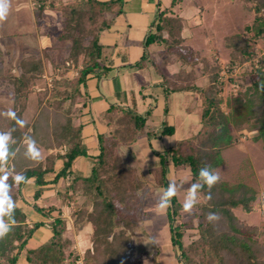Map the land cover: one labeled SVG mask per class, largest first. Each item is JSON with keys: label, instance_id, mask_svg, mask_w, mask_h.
<instances>
[{"label": "trees", "instance_id": "trees-1", "mask_svg": "<svg viewBox=\"0 0 264 264\" xmlns=\"http://www.w3.org/2000/svg\"><path fill=\"white\" fill-rule=\"evenodd\" d=\"M177 1L172 0V4ZM253 1V20L244 28L257 38L264 36V0ZM34 3L38 11L56 7L63 14V26L56 39L70 41L66 60L70 68L76 70V74L65 83V89L68 90L65 94L49 98L46 104L43 98L38 99L35 115L23 128L7 117L0 120V132H11L13 138V157H10L6 167L12 175L21 173L26 181L33 180L36 189L31 198V207L49 218L47 225L51 232L42 244L28 246L29 239L44 222L27 221L20 204L24 201L21 190L26 181L17 185L10 176L8 182L12 187L9 194L15 202L12 218L16 223L0 239V264H17L21 253L26 264H74L78 258H82L83 264H138L133 258L131 230L138 224L136 207L142 181L134 168H127L122 162L120 147L133 145L146 125V118L132 110L109 107L103 114L109 134L98 135V155L85 175L74 167V160L87 153V147L79 136L80 125L75 124L74 116L84 105L81 100L86 80L103 67V46L99 35L111 23L105 15L119 12L121 0H74L70 3L61 2L55 7L51 0H34ZM153 27L154 31L147 33L144 45L157 43L164 47L157 69L170 83L183 68L166 77L159 66L163 65L165 59L164 66L184 60L182 22L163 9L159 11ZM225 40L229 50L228 67L232 68L252 58L251 44L243 34L234 33ZM200 61L203 74L207 76L204 85L172 83L169 87L167 83L165 87L166 93L168 89L198 90L201 95L199 128L189 137L156 153L162 165L169 160L174 167L187 168L190 172V187L200 182L199 170L205 164L214 171L224 164L221 152L238 143L237 130L250 127L256 131L255 140H260L264 147V58L259 59L257 64L253 62L247 72L243 71L248 73L249 82L244 84L242 79H238L242 84L241 89L227 97L221 93V65L217 61L209 64L203 58ZM18 67L17 75L5 73L0 67V78H6L12 84L14 94L11 110L25 121L29 94L44 71L43 57L26 56L20 60ZM54 83L53 89L57 93V86L61 82ZM66 101L71 105L81 104L80 108L76 107L75 112L67 108L64 110ZM222 104H225L226 110ZM173 130L172 125H164L159 133L172 134ZM28 137L34 138L37 143L41 153L39 162L24 156ZM57 160H61L62 165L56 171ZM50 175L54 176L47 180ZM60 178L67 181L57 192L60 205H39L37 199L45 185ZM159 186L163 187L164 192L167 181ZM198 194L203 199L197 212L201 222L188 243L184 241L187 220L181 218L182 204L176 195L171 198L170 206L165 208L170 241L181 264H264V242L257 238L258 228L244 224L234 212V208L239 205L246 211L250 210L256 198L255 190L242 182L228 184L220 178L211 189V200L207 199V185ZM62 205L69 207L74 224H91V247L83 254L67 233L68 217L63 215ZM209 212L218 213L219 221L209 223L206 220ZM5 221L10 223L8 217H5ZM154 264H158V261Z\"/></svg>", "mask_w": 264, "mask_h": 264}, {"label": "crops", "instance_id": "crops-1", "mask_svg": "<svg viewBox=\"0 0 264 264\" xmlns=\"http://www.w3.org/2000/svg\"><path fill=\"white\" fill-rule=\"evenodd\" d=\"M23 1L10 0V6L13 9H9V13L13 15L14 20L18 19L23 13L22 10H24L23 7L25 6ZM163 9L167 10L168 15L178 17L181 20V36L184 43L186 38L192 36L193 19L198 18L202 13V9L196 0H179L175 4H172V0H121L119 12H109L105 15L111 23L99 35V41L103 46V67L97 70L96 73L91 74L86 80L82 88L84 97L81 100L84 105L82 108H80L81 104L76 106L80 108V111L74 116L75 124L80 125L79 136L87 147V153L78 156L74 160V167L84 175L88 172L93 160L99 153L98 135L108 136L109 134L103 114L111 106L135 111L146 118V125L133 145L120 147V155L126 166L135 168L140 177L151 184H160L166 178L169 183L171 175L180 171L179 167L174 168L169 160L162 165L156 153L161 152L164 148L175 144L179 140L189 137L176 139L175 135L178 131L186 132L189 129L188 123L192 119L190 112L195 110L192 104H195V106L199 105L198 115L200 117L201 95L196 89L182 91L168 89V93H166L165 87L168 81L164 79L157 67L154 66L159 62L156 59L162 58L164 47L157 43H151L146 47L144 45L147 33L154 31V22L159 11ZM25 11L27 12V18H24L25 27H29L21 31H27L30 34L34 30L36 38L33 40L38 41L41 51L51 47L59 32L52 34L46 30L48 24L57 23L58 31H60L63 19L61 12L54 8H45L38 11L33 9V6H26ZM195 25H198V22ZM38 28H40L41 34H38ZM228 36L226 35L225 38ZM0 49L4 50L2 44H0ZM35 49L37 50V48ZM216 61L221 64L219 59ZM178 62L181 61H174V64L171 63L169 65L175 66ZM179 64L171 75L185 66L183 62ZM194 70L195 72L200 71V75L203 76V79H206L201 85L199 82L196 83V86L204 85L207 82V76L203 74L204 70L201 61L196 63ZM178 102H181L182 106L183 103L185 104V108L182 111L184 121L180 130L175 122L176 112L179 108ZM170 105L172 106L171 109ZM187 108L189 112H187ZM168 120L171 123L167 124ZM197 123L196 126L194 125L191 128V130H194L192 134L199 128V119ZM164 125H172L174 128L173 133L161 135L159 132ZM61 165L62 161L57 160L55 170H59ZM170 170L174 174L169 173ZM53 176H48L47 180H51ZM174 181L179 183L177 179H174ZM66 182L65 179L60 178L56 182L46 184L40 198L37 199V203L42 206L50 204L59 206L60 199L57 192L64 187ZM35 189L36 186L33 180L29 179L21 190L24 201H21L20 204L27 215V221L40 220L44 222L29 239V247H36L42 244L51 235L47 225L49 218H45L31 207V198ZM162 193L163 191L160 190L148 193L149 196L152 195L151 197L157 200L151 202V205L145 208L147 211L145 221H148L151 227H154V217L159 215L164 217L161 218V223L158 220L156 225H161L162 228L166 226L165 209H161L158 206ZM52 196L57 198L56 203L43 204L44 199ZM61 209L63 215L68 217L67 233L73 238L75 246L79 250L88 248L91 244V224L89 222L74 224L69 215V207L62 205ZM34 235H37L36 240L33 239ZM164 247L166 246L164 245ZM170 247L172 255L167 256L176 257L171 241ZM163 251L161 250L158 256L159 264H164L166 259V255H162ZM17 264H26L23 253L20 254Z\"/></svg>", "mask_w": 264, "mask_h": 264}, {"label": "rangeland", "instance_id": "rangeland-1", "mask_svg": "<svg viewBox=\"0 0 264 264\" xmlns=\"http://www.w3.org/2000/svg\"><path fill=\"white\" fill-rule=\"evenodd\" d=\"M51 1L53 6L55 7L61 2L70 3L74 0ZM196 1L197 4L201 7L202 13L201 16L193 19L192 21V36L186 38L185 42L182 43L185 46V58L181 62H183V65L185 66L178 76L173 77L172 81L168 83V85L169 87L172 86V83H181V85H194L198 82L201 85V83H204L206 79H203V76L200 75V71L195 72L194 69L196 63L199 62L201 58L205 59L209 64H213L216 60L219 59V62L221 63L220 73L223 74L221 78L223 80V89L221 93L223 94V97H227L230 94H234L241 89L242 84L238 82V79H242L244 81V84L249 82L250 77H248V73H245L250 70L253 62L257 64L259 59L264 58V36H260L257 38L253 37L252 34L250 32H247L244 28L246 24H250L253 20L255 14V1ZM23 3L25 4V6L23 7L24 10H22L24 14L22 13V15L18 17V19L14 20L13 15L8 12L7 19L4 22L0 23V44H2V47L4 48V50L2 49L0 53V67L4 70L5 73H12L17 75L19 73L18 64L22 58L29 55H41L43 57V74L36 80L33 91L29 94L27 108L24 113L25 121L29 122L30 120H32L38 109V99L43 98L44 103L46 104L48 100L65 94L68 91L65 89V83L75 76L76 70L70 68V66L68 65V61L66 60L69 54L70 41L56 39L53 41L51 47H48L47 49L41 51V49H39L38 41L33 40L36 38L34 30L30 34H28L27 31H21L22 29L29 27H25L26 22L24 18H27L25 7L33 6V9H36L34 0H24ZM11 8L12 7L10 6V9ZM62 17L64 19L63 14ZM63 19L61 22L62 26ZM197 22L198 25H195ZM46 31H50L52 34L60 32L58 31L57 23L48 24V28ZM233 33L243 34V36H245L249 40L251 44L250 50L252 51V58L241 64L235 65V70L232 71L231 74V72L224 71L227 67V61L229 58V50L226 47L225 37L226 35H231ZM38 34H41L40 28H38ZM35 48H37V50ZM161 59L157 58L156 60L160 61ZM165 61H163V65L159 64V68L166 74V77L170 76L171 73L175 71V68L177 69V65L179 63L181 64V62H178L177 64H175V66H173L167 63L164 66ZM154 66L157 67L158 65L156 64ZM245 70L246 72L243 73V71ZM54 82H61L57 86V93H55L53 89L55 85ZM13 94L14 91L12 84L9 83L6 78H0L1 121L6 117L5 115H3V113L8 111L9 109H12ZM178 105L179 108L176 112L175 122L180 130L181 124L184 121V115L182 111L185 108V104L183 103L182 106L181 102H178ZM186 106L188 105L186 104ZM193 106L195 110H191L190 112L192 119H190L188 123L189 129L186 132H176V139H182L183 137L190 136L194 132V130H191V128L194 125L196 126L198 124L197 122L199 119V105L195 106V104H192V107ZM222 107L224 110H226L225 104H222ZM66 108L70 112H75L74 109L76 108V105H71L69 101H66L63 105V109L65 110ZM171 108L172 106L170 105V109ZM187 112H189L188 108ZM169 123H171L170 120L167 121V124ZM255 134L256 131L251 130L248 126H245L241 130H237L236 135L238 137V143L227 149H224L221 152L224 164L215 172L228 184H236L242 182L255 190L256 198L251 203L250 210L246 211L242 206L239 205L234 208V212L244 224L248 226H256L258 228L257 238L260 242H264V208H262L260 204V199L262 195H264V147H262V143L260 140H255ZM166 138L168 137L166 136ZM127 168L132 169L133 167L127 166ZM178 169L180 171H177V174L172 173L170 170L169 173L171 172V174L174 175H171V178H168H170V180L172 181H174V179H177V181H179L180 183L179 184L175 181L178 185L176 196H178L177 198L182 204L181 218L187 220V229L184 236V241L185 243H188L192 239V236L196 234L197 225L199 222H201V218H198L197 212L199 210L198 206L200 203H202L203 199L198 194L197 202L191 214L183 211L184 197L187 195V191L190 188V172L187 168H183L181 166H179ZM136 173L142 181V187L138 191L139 197L136 207V217L138 224L133 230H131L133 258L138 262V264H154L156 261H159L158 256L161 253V250H164L162 252V255H166V259L164 257V264H181L180 260L177 257L167 256L172 255L168 223L166 222V226L164 228H162L161 225H156L158 220L159 223H161V218H163L164 216L162 217V215H159L157 217H154V227L149 226V222L145 221L147 215V211L145 208L151 205V202L157 201L154 197H151L152 195L149 196V194L158 190L162 191L163 187L159 186V184L149 183L148 181L140 177V174L137 171ZM168 184L169 183L167 182V187ZM56 202L57 198L52 196L50 198L44 199L43 204ZM36 238L37 235H34L33 239L36 240ZM164 245L166 247H164ZM90 247L91 244L88 248ZM86 249H78V251L83 254ZM173 251L176 252L174 248ZM73 263L83 264V260L82 258H78Z\"/></svg>", "mask_w": 264, "mask_h": 264}, {"label": "clouds", "instance_id": "clouds-1", "mask_svg": "<svg viewBox=\"0 0 264 264\" xmlns=\"http://www.w3.org/2000/svg\"><path fill=\"white\" fill-rule=\"evenodd\" d=\"M10 9V0H0V23L7 19ZM10 120L15 121V124L21 128L26 125V121L17 116V113L11 109L3 113ZM14 130V129H13ZM13 138L11 132H0V239H3L10 231L16 221L12 218L13 211L15 209V202L13 201L10 193L12 185L9 184V177L11 176L15 184L26 181V177L21 173H12L7 169L6 165L10 157H13L11 150V142ZM40 151L37 147V143L34 138H27V147L24 152V156L34 162H39ZM220 180L219 175L212 170L210 165L205 164L199 170V181L196 184H192L187 191V195L184 197L183 211L191 214L198 198L199 190L207 185L209 194L207 199L211 200V189ZM178 186L175 181L170 180L167 189L161 194L159 200V207L165 209L170 206L171 198L177 194ZM5 217H8L9 222L5 221ZM220 219V216L216 212H209L206 216V220L209 223H216Z\"/></svg>", "mask_w": 264, "mask_h": 264}, {"label": "built area", "instance_id": "built-area-1", "mask_svg": "<svg viewBox=\"0 0 264 264\" xmlns=\"http://www.w3.org/2000/svg\"><path fill=\"white\" fill-rule=\"evenodd\" d=\"M234 70H235V67L230 68L227 66L224 71L231 72V74H232V71H234ZM222 76H223V74L220 75V79L222 78ZM260 204H261V207L264 208V195H262V197L260 199Z\"/></svg>", "mask_w": 264, "mask_h": 264}]
</instances>
